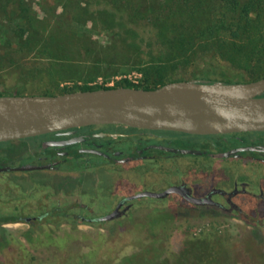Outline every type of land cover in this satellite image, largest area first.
<instances>
[{
  "label": "flooded vegetation",
  "instance_id": "1",
  "mask_svg": "<svg viewBox=\"0 0 264 264\" xmlns=\"http://www.w3.org/2000/svg\"><path fill=\"white\" fill-rule=\"evenodd\" d=\"M5 70L0 93L25 94L27 77L7 85ZM155 215L228 220L264 241V130L90 124L0 141V244L84 227L125 234Z\"/></svg>",
  "mask_w": 264,
  "mask_h": 264
},
{
  "label": "rangeland",
  "instance_id": "2",
  "mask_svg": "<svg viewBox=\"0 0 264 264\" xmlns=\"http://www.w3.org/2000/svg\"><path fill=\"white\" fill-rule=\"evenodd\" d=\"M77 1L8 0L0 5V68H7V85L15 82L10 77L25 76L20 82L25 94H58L116 87L123 80L150 87L168 80L248 81L264 75V60L246 57L242 66L234 63L241 55L237 49L203 52L208 33L204 36L200 24L190 20L180 23L174 17L161 32L143 25L107 28L99 20L78 24L72 14L83 4ZM238 2L240 8L248 0ZM93 9L102 10L103 4ZM226 13L229 20L239 9ZM249 16L255 18L252 39L264 41V15ZM244 34L230 37V44H241ZM173 37L185 38L193 48L177 51ZM183 56L198 59L184 62ZM254 56L263 59L264 46ZM129 223L132 229L125 234H99L87 227L51 239L42 235L25 241L13 234L0 244V264H264V241H255L247 229L228 220L155 215Z\"/></svg>",
  "mask_w": 264,
  "mask_h": 264
},
{
  "label": "water",
  "instance_id": "3",
  "mask_svg": "<svg viewBox=\"0 0 264 264\" xmlns=\"http://www.w3.org/2000/svg\"><path fill=\"white\" fill-rule=\"evenodd\" d=\"M263 93L264 76L234 82L172 80L148 89L116 86L0 95V141L90 124L191 134L262 131Z\"/></svg>",
  "mask_w": 264,
  "mask_h": 264
},
{
  "label": "trees",
  "instance_id": "4",
  "mask_svg": "<svg viewBox=\"0 0 264 264\" xmlns=\"http://www.w3.org/2000/svg\"><path fill=\"white\" fill-rule=\"evenodd\" d=\"M7 1L8 0H0V5L3 7L6 6L8 3ZM76 3L83 4V6H79L80 12L72 14V17L75 19V23L78 24H84L85 20H99L101 23L105 24L107 28L123 26L124 24L129 26L143 25L144 27L149 28L156 27L160 29L161 32V29L166 27L175 17L179 19L180 23L190 20L192 21V25L200 24L198 26V31H200L204 36L208 33L206 41L208 44L202 47L203 52L206 49L211 51V54L215 53L214 55H217L218 52H230L232 49H237L240 51L241 55L239 58H236L233 61L239 66L243 65L242 60H244L246 57L248 59L258 58L260 60H264V58L262 59L254 56V54L260 51L262 46H264V41L254 42L252 39V33L254 29L253 21L255 18H251L249 16L250 12H255L257 15L256 18H259L261 14L262 16L264 15V0H248V2L240 6V8L238 6V0H78ZM93 4H103V9L90 10V7H92ZM238 9L239 13H237V16H232L229 20H225L227 15L226 10L228 11ZM259 9H261L263 12H258ZM95 14L96 16L93 17ZM208 21L210 23L206 24ZM241 31L245 33L244 37H246V39H244L241 44L235 43L231 45L229 38L232 37L231 39H233ZM188 44L189 43L185 40V38L177 39L176 37H173L171 39V46L175 47L177 51H184L187 49V47L193 48L192 46H188ZM209 57V55L206 56L205 60H208ZM183 58L185 60L184 62H190L198 59L190 56H183ZM260 60H257V63H259ZM182 64L180 67L188 65ZM263 76L256 77L255 79L261 78ZM212 80L215 79H209V81ZM169 81L172 80H168L167 82ZM223 81L234 82L232 80ZM116 86L148 89L155 88L158 85L140 87L131 84L127 80H123L121 84ZM104 87L107 86L100 85L96 86L95 88ZM85 89L94 88L85 87L81 90ZM65 92L68 91L61 93ZM44 93V95L56 94L48 91H45ZM0 95L7 94L0 93Z\"/></svg>",
  "mask_w": 264,
  "mask_h": 264
}]
</instances>
